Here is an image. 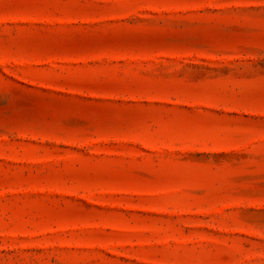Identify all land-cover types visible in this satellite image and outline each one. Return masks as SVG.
I'll return each mask as SVG.
<instances>
[{
  "label": "rangeland",
  "instance_id": "1",
  "mask_svg": "<svg viewBox=\"0 0 264 264\" xmlns=\"http://www.w3.org/2000/svg\"><path fill=\"white\" fill-rule=\"evenodd\" d=\"M0 264H264V0H0Z\"/></svg>",
  "mask_w": 264,
  "mask_h": 264
}]
</instances>
